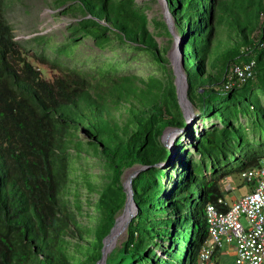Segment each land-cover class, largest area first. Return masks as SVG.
Wrapping results in <instances>:
<instances>
[{"label":"trees","instance_id":"16d2710c","mask_svg":"<svg viewBox=\"0 0 264 264\" xmlns=\"http://www.w3.org/2000/svg\"><path fill=\"white\" fill-rule=\"evenodd\" d=\"M55 2H74L65 11L83 14L82 35L101 47L112 36L139 46L163 75L92 82L63 72L48 80L22 56L5 17L7 0H0V264H96L126 203L121 175L134 165L141 168L132 179L136 215L106 264H197L206 205L226 194L222 179L264 161V0H165L181 37L187 97L200 115L222 123L197 137L187 132L198 158L186 157L181 138L174 150L162 141L166 129L185 128L186 119L167 67L169 46L158 44L144 9L135 0ZM155 25L158 35H172L165 22ZM249 58L253 76L226 86L231 69ZM88 150L110 173L97 191L93 228L80 226L64 199L69 154ZM173 152L182 157L181 173L164 199L169 173L159 164ZM160 241L166 247L157 255L152 247Z\"/></svg>","mask_w":264,"mask_h":264},{"label":"rangeland","instance_id":"374dc122","mask_svg":"<svg viewBox=\"0 0 264 264\" xmlns=\"http://www.w3.org/2000/svg\"><path fill=\"white\" fill-rule=\"evenodd\" d=\"M135 2L146 12L149 29L158 44L169 46L165 57L168 59L167 67L173 70L171 60L178 59V56L181 57V37L175 30L174 19L165 0H135ZM70 4H74V2L60 5L55 0H7L5 17L12 27L15 41L21 47L22 56L38 68L44 78L53 80L63 72L76 74L92 82L105 76L138 75L148 77L156 75L160 77L163 75L154 56L146 53L139 46L122 43L112 36L111 42L106 47H101L95 38L82 35V31L77 27L83 19V14L78 10L65 11V8ZM155 21L168 23L172 35H158L161 28L155 25ZM186 110L185 128L166 129L162 135V141L168 148L174 150L175 141L181 138L180 149L186 152V157L198 158V154L191 146L192 139L187 132L192 130L194 136L197 137L203 131L221 127L222 123L215 116L200 115L198 109L191 102ZM239 124L247 125L248 119L241 117ZM167 131L172 132L171 137H167ZM251 139L255 138L251 136ZM181 158L173 152L168 156L166 162L159 164L169 173V176L163 178L165 193L162 198L164 199L169 196L177 174L181 173ZM68 159L70 174L68 187L64 193L67 208L80 226L93 228L100 215L96 208L97 191L109 180L108 167L90 150L81 155L71 151ZM139 169L140 166L134 165L123 171L121 179L126 189H129V178ZM233 185V191L225 194L227 200L245 194L249 189L247 184L237 177H234ZM129 204L132 207L130 213L133 214L130 217L132 219L136 215V209L132 203L129 202ZM126 205L117 216V222L124 216ZM125 239L126 228L121 238L109 247L110 251L107 255L121 247ZM71 241L73 244L76 242V240ZM78 242L83 243V240ZM158 243L162 246L154 245L152 249L157 255H162L166 243L161 241ZM220 264H232V258L222 257Z\"/></svg>","mask_w":264,"mask_h":264},{"label":"built area","instance_id":"2783aa9c","mask_svg":"<svg viewBox=\"0 0 264 264\" xmlns=\"http://www.w3.org/2000/svg\"><path fill=\"white\" fill-rule=\"evenodd\" d=\"M255 59L235 65L226 86L240 85L254 74ZM249 187L245 194L206 205L207 238L197 264H217L215 255L225 245L235 246V264H264V164L238 176ZM234 176L222 179L223 192L234 189Z\"/></svg>","mask_w":264,"mask_h":264},{"label":"water","instance_id":"95a60500","mask_svg":"<svg viewBox=\"0 0 264 264\" xmlns=\"http://www.w3.org/2000/svg\"><path fill=\"white\" fill-rule=\"evenodd\" d=\"M171 63H172V68H173V74L175 76L174 84L176 86L178 101H179V104H180V107H181V109L183 111L184 116H186V114H187L186 107L189 108L190 100L187 97L188 84H187V76H186V72H185V69H184V63H183L182 56L181 57L178 56V59H174L173 58L171 60ZM178 129L179 128H175L174 130H178ZM140 170H141V168L139 170L135 171L133 173V175L129 178V181H128L129 189H126V186L123 185L124 186V190L126 191V194H127L125 205L127 204L128 201H131L132 205H133V207H135V209H136V206H135V203H134V200H133L132 179ZM132 216H133V214H130V216L128 217V219L126 221L125 228H127L128 223L131 220L130 217H132ZM116 221H117V219H116ZM116 221H115L113 227L111 228L109 234L103 239L102 255H101V258L99 259V261L96 264H106L107 253L110 250L106 251L105 242H106V239L108 238V236L112 233V231H113V229H114V227L116 225Z\"/></svg>","mask_w":264,"mask_h":264},{"label":"bare ground","instance_id":"6f19581e","mask_svg":"<svg viewBox=\"0 0 264 264\" xmlns=\"http://www.w3.org/2000/svg\"><path fill=\"white\" fill-rule=\"evenodd\" d=\"M186 109H188V107H186ZM166 135H167V137H171L172 132L167 131ZM129 202L132 203L131 201H128V204L126 205V212H125L124 216L119 218L118 222L116 221V225H115L112 233L106 239V242H105L106 251L110 250L109 247L112 246L118 239H120L121 236L123 235L124 231H125L127 216L132 212V207L130 206Z\"/></svg>","mask_w":264,"mask_h":264},{"label":"crops","instance_id":"0c3cea01","mask_svg":"<svg viewBox=\"0 0 264 264\" xmlns=\"http://www.w3.org/2000/svg\"><path fill=\"white\" fill-rule=\"evenodd\" d=\"M235 255H236L235 246L225 245L221 250H219L216 253L215 259H216L217 264H220L222 257L223 258L229 257V258H232V264H235Z\"/></svg>","mask_w":264,"mask_h":264}]
</instances>
